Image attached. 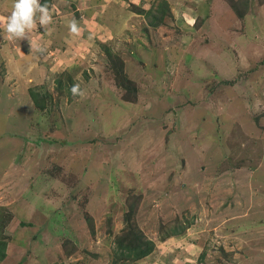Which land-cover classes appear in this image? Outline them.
I'll return each instance as SVG.
<instances>
[{"label": "rangeland", "instance_id": "rangeland-1", "mask_svg": "<svg viewBox=\"0 0 264 264\" xmlns=\"http://www.w3.org/2000/svg\"><path fill=\"white\" fill-rule=\"evenodd\" d=\"M49 5L0 37V264H264V0Z\"/></svg>", "mask_w": 264, "mask_h": 264}, {"label": "clouds", "instance_id": "clouds-1", "mask_svg": "<svg viewBox=\"0 0 264 264\" xmlns=\"http://www.w3.org/2000/svg\"><path fill=\"white\" fill-rule=\"evenodd\" d=\"M37 22L45 30H48V26L53 22L47 4H42L41 0H13L10 14L7 17H0V37L9 40H26L30 51L35 48L43 54L44 48L34 46L29 37V33L36 27ZM67 27L69 35L80 34V26L75 19L70 21ZM70 91L73 97L83 95L78 83H74Z\"/></svg>", "mask_w": 264, "mask_h": 264}, {"label": "trees", "instance_id": "trees-1", "mask_svg": "<svg viewBox=\"0 0 264 264\" xmlns=\"http://www.w3.org/2000/svg\"><path fill=\"white\" fill-rule=\"evenodd\" d=\"M46 1H47V5L50 6L49 5L50 0H46ZM161 6L162 7L159 8L160 10L158 11V15L153 16L152 20L149 22L150 23L149 25L152 27H157L163 22V17L166 11L164 5ZM136 13L142 14L143 11L141 9H137ZM116 79L117 82H120L118 83L119 86L124 88L126 91H130L131 93L133 92L132 91L133 89L131 87L133 85L132 81L127 79L125 76H123V74L120 73V75H117ZM134 96H136V94H134ZM31 97L37 106L41 108L43 107V104L38 103L39 98L37 94L35 95L32 92ZM6 247H7L6 241L0 240V261H2L5 258ZM117 247L121 249L118 254L117 260L122 261L126 259V260L137 261L151 254V252L154 249V244L150 240H146L144 239V237H141L140 235L138 236L133 232H129L122 240L120 239L117 242Z\"/></svg>", "mask_w": 264, "mask_h": 264}, {"label": "crops", "instance_id": "crops-1", "mask_svg": "<svg viewBox=\"0 0 264 264\" xmlns=\"http://www.w3.org/2000/svg\"><path fill=\"white\" fill-rule=\"evenodd\" d=\"M56 15H58V12L56 13Z\"/></svg>", "mask_w": 264, "mask_h": 264}]
</instances>
